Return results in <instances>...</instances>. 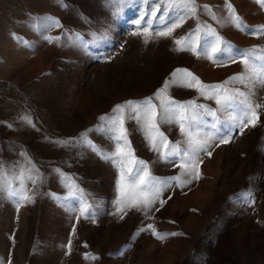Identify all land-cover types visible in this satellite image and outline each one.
I'll return each instance as SVG.
<instances>
[{
    "label": "rangeland",
    "instance_id": "rangeland-1",
    "mask_svg": "<svg viewBox=\"0 0 264 264\" xmlns=\"http://www.w3.org/2000/svg\"><path fill=\"white\" fill-rule=\"evenodd\" d=\"M64 3L67 7L59 0H0V164L9 180L21 165L42 177L35 186L28 182L34 202L19 208L0 192V264H264V85L256 84L252 96L254 104L262 105L256 126L242 134L233 131L229 143L213 140L211 156L199 157V179L166 189L160 197L166 202H157L147 216L135 208L118 212L119 170L78 143L82 134L101 151H115L97 129L105 123L99 118L111 115L117 104L153 96L178 68L214 84L241 72L243 65L177 51L173 41L195 27L191 19L171 37L153 35L146 43L144 35L133 34L140 0ZM197 3L216 6L221 19L227 15L224 0ZM231 3L246 24H264V10L255 0ZM45 15L58 18L62 27L34 30L39 23L34 18ZM201 19L241 49L264 46V36ZM45 36L61 39L48 42ZM168 93L177 101L217 107L195 89L172 87ZM126 126L135 157L148 162L154 176L179 174L178 167L158 159L136 121ZM160 131L183 145L178 126L161 123ZM68 140L71 145L57 143ZM81 197L92 206L90 215L81 214ZM148 224L158 233L177 235L157 238Z\"/></svg>",
    "mask_w": 264,
    "mask_h": 264
},
{
    "label": "snow or ice",
    "instance_id": "snow-or-ice-1",
    "mask_svg": "<svg viewBox=\"0 0 264 264\" xmlns=\"http://www.w3.org/2000/svg\"><path fill=\"white\" fill-rule=\"evenodd\" d=\"M118 2L122 4L125 0H118ZM127 2L131 3L132 0H127ZM59 3L60 6L67 7L64 0H59ZM255 3L264 10V0H255ZM140 4L139 17L134 21L138 31L133 34L144 35L146 43L153 35L171 37L176 29L181 28L191 19L196 22L195 27L185 36L173 41L177 51L202 55L211 59L213 63L239 61L243 65L241 72L214 84H206L187 69L178 68L153 96L139 101L129 100L117 104L111 115L99 118L105 123L97 129L113 142L115 151H101L84 134L78 139V143L102 156L119 170L120 177L117 185L121 198L117 200L119 205L117 211L123 212L126 208H135L143 211L147 216L157 202L161 206L166 202L160 199L166 189L174 186L183 187L191 183L193 179H199V168L202 163L199 157L201 153L211 156L208 148L213 140L219 139L221 143H229L234 138L233 131L238 129L242 134L245 128L255 127L259 121L258 110L262 105L254 104L252 96L256 84L264 85V46L254 45L241 49L226 41L212 23L202 20L201 17L207 16L217 25L233 26L254 37L264 36V24L255 26L246 24L236 12L231 0H224L227 15L223 19L217 16L216 6L200 5L197 0H140ZM34 19L39 21L38 24L32 25L37 31L62 27L59 19L50 15ZM157 22L160 26L153 27ZM13 35L14 38L19 39L16 34ZM44 39L54 42L59 41L61 37L45 36ZM75 40L82 42V37L76 34ZM84 46L86 47V44ZM233 84H241L245 87L244 89L231 87L230 85ZM172 87L195 89L199 97L214 100L217 107L210 108L208 105L197 103L194 99L177 101L168 93ZM218 113H223L225 118L221 119ZM22 119L29 125L35 126L29 117L25 116ZM129 120L136 121L150 149L158 153V159L178 167L179 174L170 177L154 176L149 169L148 162L135 157V152L128 139L126 125ZM161 123L178 126L184 137L183 145L179 141H168V138L160 131ZM57 143L67 146L72 144V140L57 141ZM20 155L26 158L27 165H32L27 153L22 152ZM130 157L131 160H129ZM54 171L63 175L60 169ZM36 172L38 173L39 170L36 169ZM29 181L35 186L38 182H42V177L34 176L32 167L25 168L21 165L18 174L9 180L7 171L0 164V192H5L9 198L14 199L17 208L23 203L34 202L35 192L32 191L29 194ZM15 182H18L16 186H14ZM132 191L134 194H131ZM71 195L75 197L76 193H71ZM78 203L82 215L91 214L92 206L87 204L82 197ZM147 229H152L153 235L160 239L169 235H177V233H158L152 224H148ZM74 232L75 229H73ZM65 247L70 254L71 239L67 241ZM84 255L86 258L89 257L88 253ZM91 259L95 260L97 257L91 256Z\"/></svg>",
    "mask_w": 264,
    "mask_h": 264
}]
</instances>
